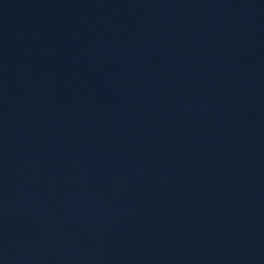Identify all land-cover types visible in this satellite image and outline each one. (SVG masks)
I'll return each instance as SVG.
<instances>
[{"label": "water", "instance_id": "obj_1", "mask_svg": "<svg viewBox=\"0 0 264 264\" xmlns=\"http://www.w3.org/2000/svg\"><path fill=\"white\" fill-rule=\"evenodd\" d=\"M0 264H264V0H103Z\"/></svg>", "mask_w": 264, "mask_h": 264}]
</instances>
